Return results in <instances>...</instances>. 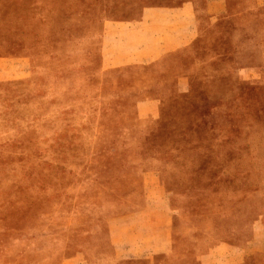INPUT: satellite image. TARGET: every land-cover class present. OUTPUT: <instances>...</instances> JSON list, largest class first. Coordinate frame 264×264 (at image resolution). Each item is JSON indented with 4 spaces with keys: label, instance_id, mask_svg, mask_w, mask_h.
<instances>
[{
    "label": "rangeland",
    "instance_id": "374dc122",
    "mask_svg": "<svg viewBox=\"0 0 264 264\" xmlns=\"http://www.w3.org/2000/svg\"><path fill=\"white\" fill-rule=\"evenodd\" d=\"M189 0H0V264H264V0L144 65L108 19Z\"/></svg>",
    "mask_w": 264,
    "mask_h": 264
},
{
    "label": "crops",
    "instance_id": "0c3cea01",
    "mask_svg": "<svg viewBox=\"0 0 264 264\" xmlns=\"http://www.w3.org/2000/svg\"><path fill=\"white\" fill-rule=\"evenodd\" d=\"M225 0H206L210 18L226 12ZM194 0L178 6H146L138 18L108 19L100 34L103 68L144 65L189 45L199 34Z\"/></svg>",
    "mask_w": 264,
    "mask_h": 264
}]
</instances>
